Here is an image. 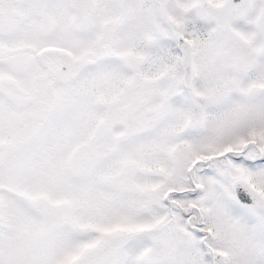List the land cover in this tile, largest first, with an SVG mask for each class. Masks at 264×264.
I'll return each mask as SVG.
<instances>
[{"label":"snow or ice","instance_id":"obj_1","mask_svg":"<svg viewBox=\"0 0 264 264\" xmlns=\"http://www.w3.org/2000/svg\"><path fill=\"white\" fill-rule=\"evenodd\" d=\"M0 264H264V0H0Z\"/></svg>","mask_w":264,"mask_h":264}]
</instances>
